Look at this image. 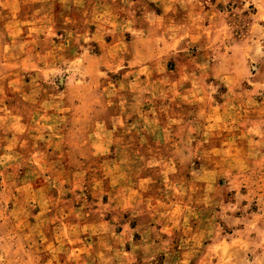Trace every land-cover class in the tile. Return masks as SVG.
<instances>
[{"label": "rangeland", "instance_id": "obj_1", "mask_svg": "<svg viewBox=\"0 0 264 264\" xmlns=\"http://www.w3.org/2000/svg\"><path fill=\"white\" fill-rule=\"evenodd\" d=\"M242 1L0 0V264H264Z\"/></svg>", "mask_w": 264, "mask_h": 264}, {"label": "crops", "instance_id": "obj_2", "mask_svg": "<svg viewBox=\"0 0 264 264\" xmlns=\"http://www.w3.org/2000/svg\"><path fill=\"white\" fill-rule=\"evenodd\" d=\"M173 1H176V0H173ZM236 1L237 0H218V2H216V3H218V4H220V9L221 10H219L220 11V13H224V12H228V15H230V14H232L233 13V11H240L242 8H244L245 9V7L246 6H252L253 5V3L252 2H250V4L249 3H243V1L241 2V3H236ZM229 2H232L233 3V5L232 6H229V8H231V11L228 9V8H226V6H227V4H229ZM176 3V2H175ZM178 3H180V2H178ZM188 3H189V8H191V13H192V11H193V9L194 10H196L195 11V13L197 14V12H198V10L200 9V8H197L198 6L195 4L194 6H193V4L191 3V2H189L188 1ZM173 5V4H172ZM256 7V6H255ZM201 10V12L198 14V16L200 15V14H202L203 13V11L204 10H208V11H205L203 14L204 15H208V14H212L213 15V17H214V15H215V13H212V12H215L213 9H209V8H201L200 9ZM222 11V12H221ZM211 15V16H212ZM258 15V13L256 12V14L254 15V17H256ZM228 35H230L231 34V30L229 29L228 31ZM230 58H232V56L233 55H228ZM228 71L230 72L231 71V66H228ZM213 69H215V66L213 67Z\"/></svg>", "mask_w": 264, "mask_h": 264}]
</instances>
